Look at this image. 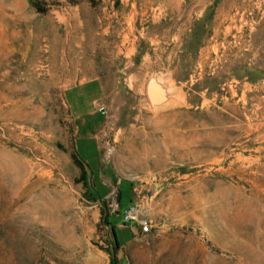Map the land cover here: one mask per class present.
<instances>
[{"label":"rangeland","instance_id":"374dc122","mask_svg":"<svg viewBox=\"0 0 264 264\" xmlns=\"http://www.w3.org/2000/svg\"><path fill=\"white\" fill-rule=\"evenodd\" d=\"M0 264H264V0H0Z\"/></svg>","mask_w":264,"mask_h":264},{"label":"crops","instance_id":"0c3cea01","mask_svg":"<svg viewBox=\"0 0 264 264\" xmlns=\"http://www.w3.org/2000/svg\"><path fill=\"white\" fill-rule=\"evenodd\" d=\"M104 97V83L97 77L70 84L66 86L63 92L64 102L70 117L73 120L83 122L98 116ZM130 229L134 230L133 227Z\"/></svg>","mask_w":264,"mask_h":264},{"label":"built area","instance_id":"2783aa9c","mask_svg":"<svg viewBox=\"0 0 264 264\" xmlns=\"http://www.w3.org/2000/svg\"><path fill=\"white\" fill-rule=\"evenodd\" d=\"M124 222H130L133 229H137L138 236L144 238L151 231V223L148 217L144 214L138 203H131L128 208L123 210Z\"/></svg>","mask_w":264,"mask_h":264},{"label":"water","instance_id":"95a60500","mask_svg":"<svg viewBox=\"0 0 264 264\" xmlns=\"http://www.w3.org/2000/svg\"><path fill=\"white\" fill-rule=\"evenodd\" d=\"M153 81L156 84L157 92L150 91V103L158 104L163 100L164 94H163L162 88L156 83V81L154 79H153ZM147 99H148V97H147ZM148 101H149V99H148Z\"/></svg>","mask_w":264,"mask_h":264},{"label":"bare ground","instance_id":"6f19581e","mask_svg":"<svg viewBox=\"0 0 264 264\" xmlns=\"http://www.w3.org/2000/svg\"><path fill=\"white\" fill-rule=\"evenodd\" d=\"M152 81L153 79L152 78H149V80L147 81L146 83V95L149 99V103H150V91H153V92H156V90L154 89V87L152 86ZM156 88V87H155ZM157 89V88H156ZM170 99V98H169ZM151 104V103H150ZM153 107H156V105H153Z\"/></svg>","mask_w":264,"mask_h":264},{"label":"trees","instance_id":"16d2710c","mask_svg":"<svg viewBox=\"0 0 264 264\" xmlns=\"http://www.w3.org/2000/svg\"><path fill=\"white\" fill-rule=\"evenodd\" d=\"M34 6H35V4H34ZM35 7H36V9L41 10V9H39V7H37V6H35ZM112 237H113L114 246L117 247V240H116L117 235H116V231L114 228H112Z\"/></svg>","mask_w":264,"mask_h":264}]
</instances>
